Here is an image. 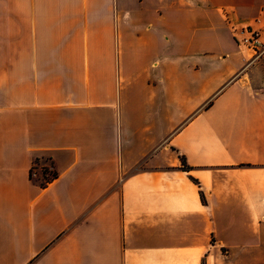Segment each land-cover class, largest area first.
I'll return each mask as SVG.
<instances>
[{"label": "crops", "instance_id": "obj_1", "mask_svg": "<svg viewBox=\"0 0 264 264\" xmlns=\"http://www.w3.org/2000/svg\"><path fill=\"white\" fill-rule=\"evenodd\" d=\"M0 264H264V0H0Z\"/></svg>", "mask_w": 264, "mask_h": 264}, {"label": "built area", "instance_id": "obj_2", "mask_svg": "<svg viewBox=\"0 0 264 264\" xmlns=\"http://www.w3.org/2000/svg\"><path fill=\"white\" fill-rule=\"evenodd\" d=\"M260 21V19H258ZM241 42L250 49H253L256 55L262 52V45L260 42V31L258 28H253L251 26H244L241 28ZM53 172V169H49ZM32 175L36 174L35 165L32 168ZM52 175V174H51Z\"/></svg>", "mask_w": 264, "mask_h": 264}, {"label": "trees", "instance_id": "obj_3", "mask_svg": "<svg viewBox=\"0 0 264 264\" xmlns=\"http://www.w3.org/2000/svg\"><path fill=\"white\" fill-rule=\"evenodd\" d=\"M42 169H43L45 172L47 171V170H45L44 167H43ZM184 169H187V165H184ZM51 174H52V176H56V172H54V171H53Z\"/></svg>", "mask_w": 264, "mask_h": 264}]
</instances>
